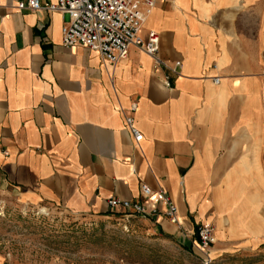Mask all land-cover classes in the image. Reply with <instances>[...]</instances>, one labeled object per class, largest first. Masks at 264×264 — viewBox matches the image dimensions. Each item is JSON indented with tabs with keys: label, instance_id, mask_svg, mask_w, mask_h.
Returning <instances> with one entry per match:
<instances>
[{
	"label": "crops",
	"instance_id": "0c3cea01",
	"mask_svg": "<svg viewBox=\"0 0 264 264\" xmlns=\"http://www.w3.org/2000/svg\"><path fill=\"white\" fill-rule=\"evenodd\" d=\"M19 1L0 0V188L102 217L146 183L171 195L184 228L147 218L187 251L203 256L201 222L213 245H264V0H158L141 34L159 33L179 75L136 46L117 64L65 46L66 14ZM134 102L140 142L125 119Z\"/></svg>",
	"mask_w": 264,
	"mask_h": 264
},
{
	"label": "rangeland",
	"instance_id": "374dc122",
	"mask_svg": "<svg viewBox=\"0 0 264 264\" xmlns=\"http://www.w3.org/2000/svg\"><path fill=\"white\" fill-rule=\"evenodd\" d=\"M209 251V264H264V245L244 248L221 238ZM202 254L135 213L77 215L0 188V264H205Z\"/></svg>",
	"mask_w": 264,
	"mask_h": 264
},
{
	"label": "built area",
	"instance_id": "2783aa9c",
	"mask_svg": "<svg viewBox=\"0 0 264 264\" xmlns=\"http://www.w3.org/2000/svg\"><path fill=\"white\" fill-rule=\"evenodd\" d=\"M158 0H56L55 2H41L40 0H20V9H46L61 11L68 16L63 28V44L65 46L84 45L96 50L101 57L112 64L125 59L132 46H136L155 60V70L169 69L173 74H180L181 61L170 66L162 60L158 52L160 49V35L156 31H149L146 37L141 32L149 14L156 7ZM218 82L219 78L216 77ZM164 85L171 87V75L164 76ZM137 103L134 102L126 122L134 135L135 141L140 142L144 135L135 126L134 112ZM141 200H127L112 197L108 203L112 210L135 213L145 218L151 215L164 214L171 223L180 229L184 224L178 216V207L171 195L164 189L154 190L146 183L141 185ZM163 208H160V206ZM215 229L210 223L196 225L197 247L207 255L205 264L212 262L209 249L215 242Z\"/></svg>",
	"mask_w": 264,
	"mask_h": 264
}]
</instances>
